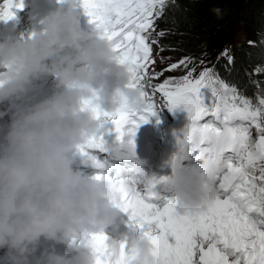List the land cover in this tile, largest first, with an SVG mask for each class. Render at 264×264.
<instances>
[{
  "label": "clouds",
  "instance_id": "9594fccd",
  "mask_svg": "<svg viewBox=\"0 0 264 264\" xmlns=\"http://www.w3.org/2000/svg\"><path fill=\"white\" fill-rule=\"evenodd\" d=\"M77 8L76 0H58L39 30L0 42V118L8 117L0 125V264H96L86 241L121 212L112 181L86 175L77 159L105 123L93 109L140 111L144 99L103 33L81 27ZM48 77L51 94L28 104L35 84ZM111 155L135 160L120 145ZM129 171L144 184L153 178L140 160ZM222 172L219 158L204 153L171 169L163 187L179 214L194 212L214 198ZM123 240L133 264H155L146 239L129 234Z\"/></svg>",
  "mask_w": 264,
  "mask_h": 264
},
{
  "label": "snow or ice",
  "instance_id": "6c2138e0",
  "mask_svg": "<svg viewBox=\"0 0 264 264\" xmlns=\"http://www.w3.org/2000/svg\"><path fill=\"white\" fill-rule=\"evenodd\" d=\"M76 3L88 22L111 43L117 62L127 67L132 86L144 99L140 111L126 106L111 114L93 109L98 119L111 123L115 139L129 155L135 156L134 136L139 124L166 108L169 112L182 110L187 118L177 135V151L169 161L172 170L183 166L185 160L199 161L204 153L223 163L214 198L203 208L184 214L177 212L173 199L153 191L166 183L167 176L152 178L147 184L132 176L112 181L117 206L151 244L155 264H264V88L252 79L253 74H264V64L252 73L245 70L248 80L242 90L203 59L185 56L167 63L170 57L162 54L177 49L162 40L178 34L175 13L187 11L180 9L177 0ZM22 7V0H0V21L14 18L13 9ZM161 23L171 26L161 28ZM247 56L251 60L252 53ZM221 60L226 61L225 73L231 75L235 56L230 49L225 48L217 57V62ZM158 63L166 66L158 69ZM165 72L182 74L165 77ZM248 83L258 89L255 100L245 95ZM105 151L101 133L82 149L96 169H103L104 164L91 153ZM104 177L102 171L97 172V179ZM107 241L104 233L86 241L96 264H133L126 241Z\"/></svg>",
  "mask_w": 264,
  "mask_h": 264
},
{
  "label": "trees",
  "instance_id": "16d2710c",
  "mask_svg": "<svg viewBox=\"0 0 264 264\" xmlns=\"http://www.w3.org/2000/svg\"><path fill=\"white\" fill-rule=\"evenodd\" d=\"M180 9L175 18L178 21V34L168 35L162 43L176 47V51H165L162 55L170 57V61H178L182 57H193L197 61L205 60L208 67L216 66L221 75L229 83H236L242 90L248 77L245 70L252 73L257 65L264 64L261 53H264V0H177ZM219 8L223 15L216 18L212 9ZM172 15L171 11L169 12ZM171 25L160 24L161 28ZM245 27L255 35L249 40H235L238 27ZM249 42H252L251 44ZM228 48L235 56V70L228 75L224 71L225 60L217 62V57ZM252 53L249 60L247 53ZM163 67V66H161ZM200 68H197L199 71ZM166 73V72H165ZM182 73L172 72L167 76H179ZM164 77H161V80ZM252 79L264 87V74H253ZM258 89L248 83L245 95L255 98Z\"/></svg>",
  "mask_w": 264,
  "mask_h": 264
},
{
  "label": "rangeland",
  "instance_id": "374dc122",
  "mask_svg": "<svg viewBox=\"0 0 264 264\" xmlns=\"http://www.w3.org/2000/svg\"><path fill=\"white\" fill-rule=\"evenodd\" d=\"M28 1L29 0H26V3H28ZM24 6L26 7V4H23V7ZM23 7H22V9H13V11L15 10L14 11L15 12V16L14 17L18 16L21 12H23V9H24ZM0 23H2V21H0ZM80 23H81V25L83 24V21L81 19H80ZM254 35L255 34L251 30H249V29H247L245 27L240 26V27H238L234 38H235L236 41H241V40H249V41H251L254 38ZM173 62H175V61H173ZM167 63H171L170 59L167 61ZM161 66H166V65H160L159 63L157 64V68L158 69ZM167 74H168V72H166L164 74L165 77H167ZM262 88H264V87H262ZM162 116H164L165 118L162 117ZM155 117H160L161 120L163 122H165L164 124H162L160 126V128H156V121L159 120L160 118L155 119ZM174 121H176L177 123L175 125L171 124ZM106 123H108V122H106ZM149 123H150V121L148 119V121L146 123L139 124V126L137 127V129H140L141 128L142 130H145L147 128V125H149ZM184 124H186V122L177 121L175 118L173 119L172 112L169 113V111L167 109H163L162 108L160 111H158L156 113L155 116H152L151 117V123H150V125H152V129L150 131L145 130V131L138 132L136 135H139L138 136V139L142 142V144H144V148L146 146L148 147V144L149 143L152 144L153 146L160 145V144H163V143L169 144V141L170 140L171 141L173 140L172 141L173 144H177L176 143L177 136H175V135H178L181 132V130L184 127ZM105 125L106 124L104 123V125L102 126V128ZM173 135H174V137H173ZM151 136H152V138H151ZM153 137H154V139H153ZM145 142H146V144H145ZM155 151H158V147H157V149L155 148Z\"/></svg>",
  "mask_w": 264,
  "mask_h": 264
},
{
  "label": "bare ground",
  "instance_id": "6f19581e",
  "mask_svg": "<svg viewBox=\"0 0 264 264\" xmlns=\"http://www.w3.org/2000/svg\"><path fill=\"white\" fill-rule=\"evenodd\" d=\"M25 7V6H24ZM23 7V8H24ZM15 11V10H14ZM19 13V12H18ZM160 111V110H159ZM163 113V112H162ZM160 114V113H159ZM161 117V116H160ZM170 117V116H169ZM165 118V117H164ZM161 119V118H160ZM164 124V123H163ZM185 125V124H184ZM164 127V126H163ZM167 130V129H166ZM172 131V130H171ZM164 134V133H163ZM177 134V133H176ZM175 136H177V135H175ZM173 137H174V135H173ZM151 138H152V136H151ZM171 138V137H170ZM176 138V137H175ZM153 139H154V137H153ZM152 140V139H151ZM171 141V140H170ZM173 141V140H172ZM158 143V142H157ZM168 143V142H167ZM145 144H146V142H145ZM150 144V143H149ZM154 144V143H153Z\"/></svg>",
  "mask_w": 264,
  "mask_h": 264
}]
</instances>
